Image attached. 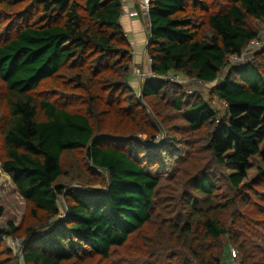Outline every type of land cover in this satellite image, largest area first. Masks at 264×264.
Here are the masks:
<instances>
[{
    "label": "trees",
    "instance_id": "16d2710c",
    "mask_svg": "<svg viewBox=\"0 0 264 264\" xmlns=\"http://www.w3.org/2000/svg\"><path fill=\"white\" fill-rule=\"evenodd\" d=\"M123 10L0 0V167L29 223L0 226V264H20L5 241L23 234L22 264H115L134 240L160 255L144 264H264V48L231 62L260 36L248 22L264 0H151L155 78L139 96ZM179 75L227 115L165 79ZM177 180L181 201L164 184Z\"/></svg>",
    "mask_w": 264,
    "mask_h": 264
},
{
    "label": "rangeland",
    "instance_id": "374dc122",
    "mask_svg": "<svg viewBox=\"0 0 264 264\" xmlns=\"http://www.w3.org/2000/svg\"><path fill=\"white\" fill-rule=\"evenodd\" d=\"M142 23H140V27L133 30V31H129V39L132 43L133 49H134V55H135V61L141 66L142 63L144 65L143 68H140V66H136L134 64V74L135 77H133V86L136 88V93L139 96L141 94L142 91V74H148V72L150 71V61L148 60L147 56H144V53L146 55V48H147V44H148V33H146V31L144 30V25H143V21L141 20ZM147 24L148 23V19H146ZM249 25L253 28H255L257 31H259L260 35H264V21H256V20H250ZM2 30V29H1ZM263 43L262 46L258 49V50H254L253 52H250V56L254 53H258L260 52L263 48H264V37L262 39ZM255 55V54H254ZM248 58L251 60L253 58V56H251ZM142 65V66H143ZM137 71V72H136ZM172 77V76H171ZM180 77V84H182L186 91L188 93L192 92V93H200L201 95H203L207 101H209L212 105V108L219 112L221 117H224L227 115V108L225 106V104L223 102H221L218 98L211 96L210 95V89L212 86H206L203 87L201 85H199L198 83H196L194 80H190L182 75H179ZM223 78V77H222ZM221 78V79H222ZM146 80V79H144ZM166 139V135H164L163 140ZM262 149H264V143L262 144ZM252 164H251V168L249 170V181H252L255 179V177L257 176V172L258 169L260 167H262V160L261 158L258 157H254L252 159ZM178 178V177H177ZM178 180L173 182L171 185L169 184V182H165V185H169L170 187L168 188V193L166 191L167 195H170L172 197L177 195V199L178 201H181V192L182 190L180 189V191L178 192H174L173 190V185H177ZM74 185H77L76 183H68L69 187H74ZM167 203L170 201L169 199L166 200ZM173 201V200H172ZM65 205L66 203L62 202V211L64 214L65 211ZM0 206L3 208V217L0 220V226L4 229H8L9 225L12 224L15 227H17L18 229L22 230V233L24 232V230L26 229V227L28 226V220L26 218V213H27V207L26 204L24 202V200L21 198V196L18 194L16 187L13 185L11 179L3 172V170L0 167ZM165 207L166 212L163 214H173V212H168L171 211L170 206H163L161 208V210ZM178 210V209H177ZM162 213V211H161ZM62 214V215H63ZM164 219V218H163ZM158 227H155L154 230H157ZM16 240H19V243L23 245V240H24V234L22 235L21 238L19 239H14L12 237H9L6 239L5 241V245L11 249L14 253V255L20 260V264H22V260L18 257V253L16 250L12 249V243L16 242ZM132 246H130V248H126L123 249L119 252L118 256L115 257V260H113V262H115V264H130V263H134V264H144L148 258L153 257V256H160L157 252L156 255L151 252L146 250L144 247H142V245H139L138 243L136 244L135 240L132 242ZM137 246L138 248H134V246ZM142 251V253H140ZM232 256L233 258L235 257V253L237 255L238 251L237 249L233 248L232 250ZM237 264H239V262H236Z\"/></svg>",
    "mask_w": 264,
    "mask_h": 264
},
{
    "label": "built area",
    "instance_id": "2783aa9c",
    "mask_svg": "<svg viewBox=\"0 0 264 264\" xmlns=\"http://www.w3.org/2000/svg\"><path fill=\"white\" fill-rule=\"evenodd\" d=\"M122 4H123V8L126 9L128 3L130 0H121ZM150 6H151V0H139V5L137 8V12L134 13L133 16L140 18V20L143 21V25H144V30L146 31V33H148L149 29H150V23H149V13H150ZM146 19H148V23L146 22ZM264 35H260L257 39H255L250 46L248 47V49L242 54L241 57H233L232 58V63L236 64V65H241L243 63H247L249 55L251 54L250 52H253L254 50H258L261 46H262V39H263ZM150 65V63H149ZM137 72V71H136ZM151 78H155V75L152 73L151 69L148 72V74H142V83L146 80H149ZM166 80L175 82V83H179L180 82V77L179 76H173V77H166ZM199 85L206 87L207 84L203 83V82H198ZM192 93V92H190ZM23 246L19 243V240H16V242L12 243V249L16 250L18 253V257L22 260L23 257L21 255V250H22Z\"/></svg>",
    "mask_w": 264,
    "mask_h": 264
},
{
    "label": "crops",
    "instance_id": "0c3cea01",
    "mask_svg": "<svg viewBox=\"0 0 264 264\" xmlns=\"http://www.w3.org/2000/svg\"><path fill=\"white\" fill-rule=\"evenodd\" d=\"M138 5H139V0H130L126 9L123 10V16L121 19V23H122L123 27L125 28L128 37H129L128 33L139 28L140 23H142L140 18L133 16L134 13L137 12ZM144 56H146L145 53H144ZM142 65H143V63H142ZM142 65L140 66L135 61V67L140 66V68H143L144 65L143 66Z\"/></svg>",
    "mask_w": 264,
    "mask_h": 264
},
{
    "label": "water",
    "instance_id": "95a60500",
    "mask_svg": "<svg viewBox=\"0 0 264 264\" xmlns=\"http://www.w3.org/2000/svg\"><path fill=\"white\" fill-rule=\"evenodd\" d=\"M150 45V43L148 42V44H147V47Z\"/></svg>",
    "mask_w": 264,
    "mask_h": 264
}]
</instances>
